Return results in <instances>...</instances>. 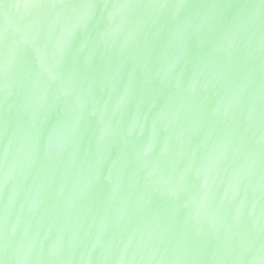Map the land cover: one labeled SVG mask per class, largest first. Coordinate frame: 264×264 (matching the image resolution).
Returning <instances> with one entry per match:
<instances>
[{
    "label": "water",
    "instance_id": "water-1",
    "mask_svg": "<svg viewBox=\"0 0 264 264\" xmlns=\"http://www.w3.org/2000/svg\"><path fill=\"white\" fill-rule=\"evenodd\" d=\"M0 264H264V0H0Z\"/></svg>",
    "mask_w": 264,
    "mask_h": 264
}]
</instances>
